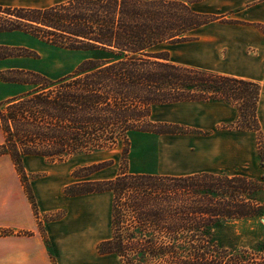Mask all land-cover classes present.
<instances>
[{"label": "trees", "instance_id": "obj_1", "mask_svg": "<svg viewBox=\"0 0 264 264\" xmlns=\"http://www.w3.org/2000/svg\"><path fill=\"white\" fill-rule=\"evenodd\" d=\"M201 1L204 0H68L46 9L0 7V14L7 17L6 20L0 17V33H22L61 50L89 54L74 72L55 80L24 71L13 73L18 77L11 71L0 74L2 82L28 87L21 96L0 103V132L4 136L0 157L10 156L19 175L24 176L23 161L27 157L59 164L79 150L84 149L86 154L87 144L82 143L81 137L88 135L86 131L92 127L95 131V127L119 118L122 114L119 102L131 95L149 107L177 103L231 106L238 113L233 123L235 130L256 133L261 140L260 83L177 65L167 52L157 50L166 43L185 42L189 33L208 24L204 18L207 15L193 9ZM131 133L175 134L168 131L127 134ZM64 137L67 140H62ZM259 158L263 160L261 154ZM125 175L134 183H127L129 178ZM201 175L206 179L211 177L214 182L219 180L220 184L192 191L186 200L192 201L191 206L185 204L187 207L181 209L183 201L171 193L156 198L155 202L173 204V212L169 205L154 209L150 206L154 202L146 200L155 194L152 186L157 181L182 177H155L126 171L114 180L93 183L97 188L85 193L70 191L81 187L75 184L65 189V195L113 194L112 236L99 245L100 255H115L126 264L141 263L144 257L152 255L164 256V247H157L156 231H163L162 236L172 237L174 243L179 242L180 234L192 233L191 242L201 243L197 251L226 254L227 248L213 242L212 233L222 232L236 221L264 217V206L253 198L256 191L250 189L258 187L245 178L221 180L207 177L210 174ZM131 184L138 186H132L135 192H131L132 188L129 190ZM24 186L37 213L31 187L26 183ZM124 194L129 195L124 208L131 214L130 227L124 226L120 211L119 199ZM246 194L249 198L244 197ZM200 205L203 207L198 208ZM147 228L153 229L152 233ZM134 241L141 247H134ZM202 253L197 254L192 264H202L205 260ZM237 260L241 257L237 256ZM175 264L188 263L177 261ZM253 264H264V261Z\"/></svg>", "mask_w": 264, "mask_h": 264}, {"label": "rangeland", "instance_id": "obj_2", "mask_svg": "<svg viewBox=\"0 0 264 264\" xmlns=\"http://www.w3.org/2000/svg\"><path fill=\"white\" fill-rule=\"evenodd\" d=\"M37 1H40L42 4L52 5L66 0ZM204 1L193 5V9L203 16L206 14L200 12L202 11V6L198 7V5H202ZM0 17L3 20L7 19L6 15L3 14H0ZM204 18L207 19V25L216 21L222 22L225 25L218 23L221 25L213 30L206 28L203 31H198L196 29L187 35L188 40L185 42L178 44L166 43L157 48L158 52H167L174 64L207 70L213 73L251 77H258L260 73L264 74V55H262L259 49H243L242 43H237L239 39L243 40V28L226 26V24L233 25L238 22L230 18L216 16V14L207 15ZM253 26L255 27L252 28L253 31L258 29L264 33V25ZM203 34H206V37L211 36L215 38L218 42L214 44L210 42H196L195 39L200 40V36ZM248 36H251V34L249 33ZM262 51L264 52V50ZM0 56V67L6 68L12 74L20 71L32 72L53 80L71 74L82 62L89 58V54L87 53L61 50L22 33H0ZM13 75L18 77L17 74ZM260 82L263 87L264 78ZM25 89L28 88L25 87ZM9 91L12 90H9L8 85L0 82V102L8 95L14 94V92ZM119 105L120 113H122L119 118H115L111 124L102 125L98 128L95 127V131H93L92 127V129L86 131L88 135L86 134L81 137L82 143L87 144L85 146L86 154H84V149L79 150L73 153L75 156L59 164L50 163L43 158H36V160L41 161L39 162L42 165L41 169L68 172L74 178H80L79 181L82 182L78 184H81V187L72 188L70 191L81 193L96 189L97 186L95 185L97 184L93 183L114 180L126 171L131 174H148L155 177L170 178L194 174L192 175L193 177L186 176L181 179L157 181L152 186L154 187L152 190L155 194H151L152 196H149L146 201L149 199L150 201L148 202L153 201L154 203H151L150 206H154V209H165L169 205L172 212L175 209L174 207L172 208L173 204L155 202L156 198H164L171 193L172 197L176 196L179 201H183L181 202V209H184L187 207L185 204L188 206L193 204L192 201H186L192 196V191L220 184L219 180L216 182L210 180V176L221 180L225 177H240L253 183L252 185L256 184L257 189L250 188L251 192L252 190L256 191L253 198L264 206L263 131L261 140H259L256 133L247 132V137L251 139L245 138L250 142L249 146H247L246 140L240 143H237L236 139L230 140V138H235L239 132L235 130L236 126L232 122L215 124L216 121L221 119L217 117L218 115L229 113L230 109L226 107L184 103L153 104L149 107L143 105L142 102L135 99V96L132 95L128 99L120 101ZM52 123L54 122L52 121ZM128 131H168L175 134L158 136L155 134L131 133L129 135L127 134L129 133ZM127 135H129L132 143L130 150L128 148ZM62 140L67 139L64 137ZM169 143L184 146V150L188 154H180V156L169 154L165 151V147L169 148ZM229 143L235 147L228 149ZM248 149L250 155L247 161L246 154ZM260 154L263 157L261 161L259 158ZM196 155H202L204 159L212 162L215 168L210 170L215 173L196 174L201 172V170L192 168L191 164L187 165L188 161L193 160ZM8 167H10L12 176L16 177L17 171L11 160H6V158L1 159L0 170H6ZM201 174H210L207 175L210 178L206 179ZM43 175V173H38L33 175V178L42 177ZM125 176L129 178L127 175ZM29 177L26 172L24 176H20L23 186L26 183L31 187L30 181L32 176ZM131 182L134 183L129 178L127 183ZM11 184L13 185V182ZM73 185L75 184L68 187ZM128 186L129 190L132 188L131 192L136 191L132 186L138 187L132 184ZM111 195L113 204V194L111 193ZM128 196V194L121 195L119 205L123 224L130 227V223H132L130 222L132 221L131 214L124 208L127 205ZM244 197L249 198L247 194ZM197 207L200 208L203 205ZM147 208L149 209L148 206ZM61 216L63 217V215H58L54 219L62 218ZM110 229L112 232L111 217ZM163 229H165V226ZM152 230L151 228H147V231L150 233H152ZM162 232L160 231V234L159 231H156L154 235L157 237V247H164L162 252L165 251V255H149L150 257H144L141 263L139 261L137 264H175L177 261L178 263L192 264L197 254L202 253L199 252L200 241L191 242L190 240L194 234L184 232V234L177 236L179 242L174 243L172 237L166 239L162 236ZM24 234L25 236L29 235V233ZM6 235L7 233L0 230V237ZM212 240L220 246L227 248L225 250L226 254L223 252L215 254L212 251L206 250L205 253H202V258L205 259L202 264H211L209 262L215 264H253L258 261H264V217L236 221L222 232H213ZM133 246L136 248L141 247L136 241H134ZM168 249L175 252L170 253ZM112 256L102 258L104 259L102 260L103 264H126L117 256ZM237 256L241 257V260H237Z\"/></svg>", "mask_w": 264, "mask_h": 264}, {"label": "crops", "instance_id": "obj_3", "mask_svg": "<svg viewBox=\"0 0 264 264\" xmlns=\"http://www.w3.org/2000/svg\"><path fill=\"white\" fill-rule=\"evenodd\" d=\"M66 1L47 5L37 0H0V7L46 9ZM199 6H202V11L200 12L203 14H216V16L230 18L238 22L233 25L226 24V26L243 28V40L239 39L237 43H242L240 45L243 49L258 48L262 55H264L262 51L264 50V33L258 29L252 30V28H255L253 25H264V0H206ZM218 23L222 22L216 21L210 23L199 28L198 31H203L206 28L213 30L221 25ZM249 33L251 36H248ZM207 37L206 34H203L200 36V40H195L196 42H210L211 44L218 42L211 36ZM6 72H8L6 68L0 67V74ZM227 76L257 83H261L260 81L264 78L263 73H260L258 77L243 75ZM0 82L8 85L9 90H12L9 92H14L13 95H8L1 102L19 97L28 90L25 89L27 87L25 85L5 83L1 80ZM184 104L229 108V113L217 116L221 119L216 121L215 124L224 122L234 123L238 118L236 109L228 105ZM258 118L261 129L264 132V86L262 87V95L258 108ZM246 134L247 132H238V135L235 138H230V140L236 139L237 143L246 140L247 146H249L250 142L247 139H250V137H247ZM0 136V145H2L4 142L2 132H0ZM232 147L235 146L229 143L228 149H232ZM165 151L173 154V156L175 154L178 156L180 154H188L184 150V146L176 145L175 143H169V148L165 147ZM249 155L248 149L246 154L247 161ZM4 158L9 161L11 160L15 167L10 156H1L0 160ZM36 158L40 157L25 158L23 166L27 176H32L30 185L37 203V213L20 180L18 172H16L17 175L15 177L12 176L10 167L6 170H0V230L7 233L6 236L0 237V264H103L102 260L104 259L102 258L112 256L100 255L98 251L99 245L109 240L112 234L110 229V217L112 218L111 193L104 192L75 197L66 196L65 188L72 184L81 183L82 181H79L80 178H74L68 172L41 169L42 165L39 163L41 161L36 160ZM188 162V166L191 164L192 168L201 170V172L196 174L215 173L210 170L214 169L215 165L204 159L202 155H196L193 160ZM38 173H43L44 175L33 178V175ZM192 175L194 174L173 177ZM11 182H13V185ZM58 215H63V217L54 219ZM24 233H29V235L25 236ZM112 257L115 256L113 255Z\"/></svg>", "mask_w": 264, "mask_h": 264}]
</instances>
